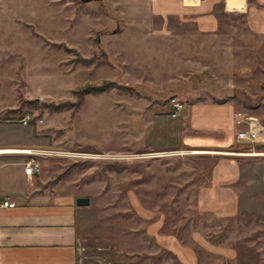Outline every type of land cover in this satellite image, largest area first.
Listing matches in <instances>:
<instances>
[{"label": "rangeland", "instance_id": "obj_1", "mask_svg": "<svg viewBox=\"0 0 264 264\" xmlns=\"http://www.w3.org/2000/svg\"><path fill=\"white\" fill-rule=\"evenodd\" d=\"M149 10L147 0H0V107L6 108L0 123L21 125L29 116L26 129L16 126L10 138L23 140L36 131L55 149L31 150L58 153L54 183L70 174V192L90 199L80 242L86 262L180 264L162 248L166 234L205 257L191 242L193 232L203 229L217 246L235 251L227 264H264V147L255 141L234 152L244 174L242 191L249 189L246 206L237 220L212 224L197 212L196 194L213 159L178 143L167 147L164 134L181 119L162 109L172 98L180 100L179 92L193 100L221 97L248 108L264 127V37L251 34L239 17L224 21L217 36L185 35L176 21L170 31L156 24L166 36L151 40L135 31L148 27ZM102 27L119 32L96 33ZM89 29L92 49L83 35ZM103 52L108 63H77L78 55ZM104 80L139 94L114 88L88 94L75 112L45 106L75 102L77 87ZM20 96L33 104L22 105ZM260 128L258 144L264 140ZM75 152L88 160L66 155ZM78 220L83 230L82 214Z\"/></svg>", "mask_w": 264, "mask_h": 264}, {"label": "crops", "instance_id": "obj_2", "mask_svg": "<svg viewBox=\"0 0 264 264\" xmlns=\"http://www.w3.org/2000/svg\"><path fill=\"white\" fill-rule=\"evenodd\" d=\"M147 1L150 6L148 27L135 31L151 40L156 36H166V29L155 27L156 24L162 23L167 28L176 21L179 27L184 28L185 35L217 36L224 30V21L239 17L245 20L251 34L264 37V0ZM99 32L104 36L117 35L119 28L109 30L102 27L96 31ZM83 35L88 42L85 47L92 49V44L89 45L92 30ZM177 96L187 102L186 110L179 119H175L181 121L164 134L167 147L178 143L181 145L179 149H195L197 153H207L213 159L207 183L196 194L197 212L210 217L212 224L237 220L246 206L244 196L249 195V189L244 188L246 193L243 192L241 182L244 174L238 154L234 152L242 149L243 144L253 145L247 141L238 143L237 136L249 128L246 118L255 117L251 116L248 108H242L233 100L224 102L221 97L193 100L180 92ZM4 108L0 107V113ZM162 109L166 117H171L169 103ZM12 110L9 109V113ZM257 121L262 125L260 120ZM20 124L0 123V150L55 149L41 143L36 138V131H31V137L27 135L23 140L12 139L16 136L10 138L16 126L25 129L28 126ZM173 136H177L175 140ZM258 142V147H264V140L261 141L263 143ZM155 145L150 147L155 149ZM30 158L25 153L0 154V264H77L78 246L86 228V211L77 205L78 198L70 192L75 189L74 179L67 174L54 183V175L58 173V159L55 157H39L41 172L29 177L25 167ZM5 201L14 203L15 207H2ZM81 214L85 220L83 230L78 220ZM202 230L193 232L191 242L205 253V257L199 255L191 244H185L173 235L162 237V248L180 264H227L225 260L235 258L234 250L217 246L212 242L213 236H206Z\"/></svg>", "mask_w": 264, "mask_h": 264}, {"label": "built area", "instance_id": "obj_3", "mask_svg": "<svg viewBox=\"0 0 264 264\" xmlns=\"http://www.w3.org/2000/svg\"><path fill=\"white\" fill-rule=\"evenodd\" d=\"M169 105L171 107V117L176 119L178 117H180V115L183 113V111L185 110V105L178 100L177 98H172L169 102ZM239 116H241V114H239ZM30 117L26 116L21 123L24 126H27L29 124L30 121ZM246 121L248 123L249 128L246 131H242L238 134L237 136V141L238 143H242L244 141H249L250 143H254L255 141H257V135L255 134V131L257 130V128H260L262 125L254 118L248 117L246 118ZM261 130L264 131V127L260 128ZM0 151H11V150H0ZM20 151V150H19ZM23 152L25 154H28L31 156L29 162L27 163L26 167H25V173L27 176L31 177L36 173H40L41 172V166L40 163L38 161L39 157H58V153L52 150H37V151H32V150H23ZM2 154V153H0ZM65 158V154H62ZM66 155H70L71 158H75V159H84V160H88V156L84 155V154H78V153H73V154H66ZM68 158V157H67ZM93 159H97L99 157H90ZM117 158L120 157H113L112 160H116ZM2 207L5 208H14L15 204L14 203H10L8 201H5L1 204ZM81 243H79L78 246V253H79V258L77 261V264H116L114 262H97V263H90V262H86L84 260V258L81 256V252L83 250V248H81Z\"/></svg>", "mask_w": 264, "mask_h": 264}, {"label": "trees", "instance_id": "obj_4", "mask_svg": "<svg viewBox=\"0 0 264 264\" xmlns=\"http://www.w3.org/2000/svg\"><path fill=\"white\" fill-rule=\"evenodd\" d=\"M69 50V49H68ZM108 56L105 52L102 53V55L96 56V57H92L90 59L81 57L78 55V59H77V63L80 62L84 65H92L95 63H100V62H105L108 63ZM112 88L116 89L119 92H127L133 95H138V91H136V89H134L131 86H127V85H123L120 84L118 82L115 81H111V80H104L100 85H95V84H85L82 86L77 87L74 90V94L76 97V101L75 102H70V101H66V102H60L58 104H45L46 107L52 109V110H73L74 112L79 109L80 104L84 101V98L86 95L88 94H94V95H99V94H103V93H107L109 92ZM20 102L22 105L28 103V104H33V102H27L26 100L22 99V97L20 96ZM225 102V101H224ZM41 114L38 115L37 118H41ZM37 120V119H36ZM61 176H65L64 174Z\"/></svg>", "mask_w": 264, "mask_h": 264}, {"label": "water", "instance_id": "obj_5", "mask_svg": "<svg viewBox=\"0 0 264 264\" xmlns=\"http://www.w3.org/2000/svg\"><path fill=\"white\" fill-rule=\"evenodd\" d=\"M87 1H98V0H87ZM77 205L81 207L89 206L90 205V199L88 198H79L77 200Z\"/></svg>", "mask_w": 264, "mask_h": 264}, {"label": "bare ground", "instance_id": "obj_6", "mask_svg": "<svg viewBox=\"0 0 264 264\" xmlns=\"http://www.w3.org/2000/svg\"><path fill=\"white\" fill-rule=\"evenodd\" d=\"M0 153H4L5 154V153H24V152L22 150H20V151L19 150H11V151H3V152L0 151Z\"/></svg>", "mask_w": 264, "mask_h": 264}]
</instances>
